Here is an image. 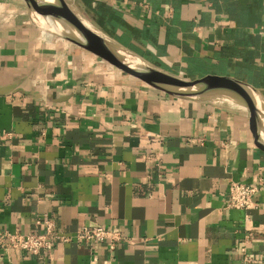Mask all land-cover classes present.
<instances>
[{
	"label": "crops",
	"instance_id": "crops-1",
	"mask_svg": "<svg viewBox=\"0 0 264 264\" xmlns=\"http://www.w3.org/2000/svg\"><path fill=\"white\" fill-rule=\"evenodd\" d=\"M166 71L264 92V0H67ZM0 232L104 225L125 238L8 246L0 264H264V115L183 99L44 29L0 0ZM260 187L228 204L230 181ZM42 228V227H41Z\"/></svg>",
	"mask_w": 264,
	"mask_h": 264
},
{
	"label": "water",
	"instance_id": "water-1",
	"mask_svg": "<svg viewBox=\"0 0 264 264\" xmlns=\"http://www.w3.org/2000/svg\"><path fill=\"white\" fill-rule=\"evenodd\" d=\"M25 1L44 29L172 95L202 102H236L264 115V92L258 88L235 81L207 85L182 78L118 44L82 17L67 0ZM12 88L2 87L0 93Z\"/></svg>",
	"mask_w": 264,
	"mask_h": 264
},
{
	"label": "built area",
	"instance_id": "built-area-1",
	"mask_svg": "<svg viewBox=\"0 0 264 264\" xmlns=\"http://www.w3.org/2000/svg\"><path fill=\"white\" fill-rule=\"evenodd\" d=\"M259 190L260 187L257 184L232 180L229 185L228 204L231 207L246 210L254 207L257 205L255 195ZM35 226V230L28 232L8 229L1 231L0 248L8 246L41 255L43 252L52 249L56 241L92 243L111 240V246L114 247L118 240L125 238L119 231L104 225H82L70 233L66 229L60 228L55 218L49 214L37 217ZM238 250L241 254L242 264H256L255 256L249 252L246 241L238 247Z\"/></svg>",
	"mask_w": 264,
	"mask_h": 264
}]
</instances>
